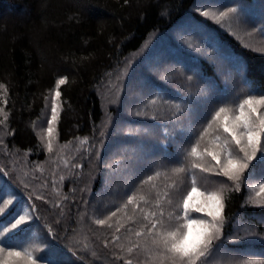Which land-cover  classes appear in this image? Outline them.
Segmentation results:
<instances>
[{
	"label": "trees",
	"instance_id": "1",
	"mask_svg": "<svg viewBox=\"0 0 264 264\" xmlns=\"http://www.w3.org/2000/svg\"><path fill=\"white\" fill-rule=\"evenodd\" d=\"M196 1L0 0V85L4 86L7 115V130L0 131V177L23 199L13 211L25 204L33 215L28 224L30 231L22 228L5 236L0 242L3 246L20 248L27 233L36 230L47 246L44 257L57 258L61 264L126 263L122 258L125 252L120 245L123 241L122 225H113L107 220L100 224L97 223L100 221L98 217L90 219L86 214L97 212L88 203L104 188V173L108 170L105 157L108 155L110 161L123 157L118 150L108 152L112 142L121 136L118 135V139L115 134L108 137L102 130L105 86L150 35L168 34L184 18L192 16L213 31L212 44L218 48L217 54L222 60L216 62V66L211 64L210 53L205 56L191 53L195 58L188 60L184 57L187 53L178 50L181 54L179 59L193 66V71L210 84L212 91L208 96L225 94L230 90L229 80L225 82L218 77L217 66L225 63L232 66L231 73L233 71L239 76L241 85L249 92L264 94V54L243 45L231 33L195 13ZM62 77H67V83L59 87L58 138L61 142L83 138L85 149L80 156V167L71 165L63 197L55 202L51 198L28 196L5 161L26 160L24 157L29 161H41L45 158L34 123L40 118L47 97L56 89V81ZM208 79H215L216 84L209 83ZM126 115L121 117H131ZM128 120L126 123H134V120ZM125 144L128 147L129 140ZM154 147L151 146L156 151ZM167 148L164 152L170 158L175 147L169 144ZM180 156L178 153L176 159ZM99 157L101 160H97ZM254 163L255 167L246 174L264 172V164ZM126 192L123 190L121 195L112 196L105 205L106 211L117 208ZM224 194L227 199L221 241L231 248L255 247L259 254L264 255L262 244H231L225 236L233 233L236 225L241 226V231L254 226L264 232V206L247 202L245 183L239 191L231 187ZM5 218H0V233ZM79 218L88 234L85 240L78 237ZM68 256L72 262L65 259Z\"/></svg>",
	"mask_w": 264,
	"mask_h": 264
},
{
	"label": "rangeland",
	"instance_id": "2",
	"mask_svg": "<svg viewBox=\"0 0 264 264\" xmlns=\"http://www.w3.org/2000/svg\"><path fill=\"white\" fill-rule=\"evenodd\" d=\"M229 9L236 11L229 12ZM194 12L231 33L243 45L264 54V0H197ZM221 13H228V15L221 17ZM206 28L208 27L190 16L184 18L168 34L150 35L144 45L133 52L123 66L116 71L115 76L110 78L109 85L105 86L102 96L104 111L102 130L108 137L115 134L118 139V135L121 136L112 142L108 152L118 150L123 157H115L111 161L108 155L105 157L108 170L104 173V188L88 203L90 208L97 212L85 213L90 219L98 217L100 221L107 220L113 225L119 223L122 225L123 241L120 245L125 252L122 257L126 261L125 264L129 261L131 264H166L160 234L175 230L178 224L183 222L175 219L176 215L180 214L177 205L182 194H186L193 176L197 179L198 186L203 185L202 191L220 190L222 182L227 189L235 187L233 182L227 181L226 178L211 177L200 172L199 169L191 168L193 163L210 167L215 162L208 156L197 159L189 156L188 153L194 145L200 152H204L205 149L212 150L214 145L211 142L216 136L222 139L226 137L223 129L217 126L218 122L212 121V116L219 107L226 106L233 109L232 114H235L234 109L242 99L248 95L261 94L249 92L243 87L239 76L233 71L231 73L232 66L225 63L217 64L218 77L225 82L226 79L229 80L230 90L225 94L217 93L213 97L208 96L212 91L210 84L205 82V78H201L198 72L193 71V66L182 62L179 59L181 54L178 52L179 50L187 53L184 57L188 60H193L195 58L193 55L205 56L210 53L213 60L209 59L210 63L216 66V62H221L222 58L216 50L218 48L212 44L213 31ZM208 81L216 84L215 79H208ZM55 91L56 89L47 97L41 116L34 123V129L45 150V158L41 161H29L27 157H24L26 160H7L5 163L21 181L28 196L51 198L56 202L63 197L64 183L71 175V165L74 168L80 167V156L85 149V139H73L70 142L59 140L57 122L61 111V101L60 97L55 96ZM4 104V88H0V110H2L0 111V131L7 127ZM53 105L57 108V119L52 124L53 134L49 137L47 128L48 120L52 117ZM116 105L119 108H116ZM124 114L131 117L124 119L121 117ZM128 119L134 120V123H126ZM209 122L212 124L210 128ZM206 128L208 131L201 138V133H204ZM49 139L52 142L51 150L48 148ZM128 140L129 145L126 147L125 143ZM169 144H173L175 148L169 155L170 158H167L164 151L168 149ZM151 146H155L156 151ZM178 153H181V156L177 160ZM97 160H101L100 157ZM180 167L187 171L176 174L174 169ZM188 172L190 179L187 177ZM149 177H152L151 181L148 180ZM243 183L247 187V202L250 203L249 197H255L252 189L264 183V172L245 174L240 186ZM123 190L127 192L121 196L118 207L115 209L109 207L113 210L106 211L105 205L108 200L112 199V196L121 195ZM129 197L132 198L131 203H129ZM7 200H11L12 204L3 214H0V218L6 217L2 223L4 226L1 229L3 235L0 236V242L5 236L18 232L22 228L30 231L28 224L33 218L31 208L25 204L13 211L19 203L23 202V199L5 185L0 177V206H3L4 201ZM40 201L45 202L44 199ZM12 211L13 215H10ZM25 212L29 213L30 219L17 229L4 231L10 229L15 219ZM190 216L193 219L206 218L203 213L192 212ZM11 218L13 219L9 221ZM157 221L160 223L156 228H152V224ZM82 222L83 220L79 218L77 232L79 239L85 240L88 234L82 228ZM240 227L236 225L233 233L225 235L229 243L248 242L264 245V232L254 226H249L242 231ZM20 237L21 235L18 236ZM221 240L214 241L212 247L207 250V255L197 261V264L264 261V255L259 254L255 247L231 248ZM22 244L20 248L19 246L15 248L20 250L29 248L37 264H61L57 258L44 257L43 253L47 246L39 238L36 230L28 232ZM65 259L72 262L69 256Z\"/></svg>",
	"mask_w": 264,
	"mask_h": 264
},
{
	"label": "snow or ice",
	"instance_id": "3",
	"mask_svg": "<svg viewBox=\"0 0 264 264\" xmlns=\"http://www.w3.org/2000/svg\"><path fill=\"white\" fill-rule=\"evenodd\" d=\"M235 11V9H229V12ZM226 15L228 13L220 14L221 17ZM65 83H67V77L56 81V97L60 96L59 87ZM3 87L0 85V88ZM261 109H264V94L248 95L242 99L234 109L235 114H232L233 109L226 106L219 107L212 116V121L218 122L217 126L223 129L226 137L222 139L216 136L211 142L214 145L212 150L205 149L204 152H200L194 145L188 153L189 156L197 159L208 156L215 163L210 167L193 163L191 168L199 169L200 172L211 177L226 178L227 181L233 182L235 190L239 191L242 178L245 177L246 172H250L255 167L254 162L264 164V111ZM56 119L57 108L53 105L52 117L48 120L47 135L49 137L53 134L52 124ZM211 126L209 122L208 127ZM207 131L206 128L204 133H201V138ZM48 148L52 149L51 139H49ZM186 171L183 167L174 169L176 174ZM148 180L151 181L152 177ZM202 186H198V181L193 176L190 186L186 189V194H182L177 205L180 214L176 215L175 219L183 222L178 224L175 230L160 234L166 264H197V261L207 255V250L212 247L213 242L220 239L225 220L224 209L227 197L224 193L227 188L223 182L220 190L217 191H202ZM252 191L255 192V197L250 196L249 202L264 206V183H260ZM131 202L132 198L129 197V203ZM11 204V200L4 201L3 206H0V214H3ZM192 212L203 213L206 218L193 219L190 216ZM30 218L29 213L25 212L15 219L10 229L4 231L17 229ZM97 223L103 224L105 221L101 220ZM159 223L160 221L153 223L152 228H156ZM0 264H37V261L29 248L20 250L3 246L0 243ZM238 264H264V261H243Z\"/></svg>",
	"mask_w": 264,
	"mask_h": 264
}]
</instances>
